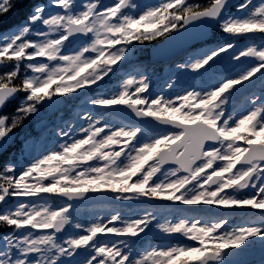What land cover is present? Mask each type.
<instances>
[{"label":"snow or ice","instance_id":"6c2138e0","mask_svg":"<svg viewBox=\"0 0 264 264\" xmlns=\"http://www.w3.org/2000/svg\"><path fill=\"white\" fill-rule=\"evenodd\" d=\"M12 15L0 153L41 110L52 120L0 168V264H254L256 241L264 264V0H0V24ZM160 40L190 49L178 70L199 82L182 94L173 78L154 93L147 66L130 65L133 42ZM96 198L144 207L76 213Z\"/></svg>","mask_w":264,"mask_h":264},{"label":"rangeland","instance_id":"374dc122","mask_svg":"<svg viewBox=\"0 0 264 264\" xmlns=\"http://www.w3.org/2000/svg\"><path fill=\"white\" fill-rule=\"evenodd\" d=\"M102 2L111 3L112 0H102ZM138 2L140 3L141 8H142L145 4L157 3L158 0H138ZM187 2L193 3V4L199 3L198 0H187ZM133 43L136 44V49H135L134 56L131 58L130 65L135 66L136 64H143V65L147 66L145 61L149 60V55L148 56L146 54L144 55V52L150 47L151 42H144L143 44H139L137 42H133ZM141 53H143V54H141ZM188 56L189 55H187L186 56L187 59H185L183 61L179 59L178 61L170 63L164 70H161V71L156 67L147 66V75L149 76V78L153 84V87L151 90L154 93H158L161 91H167L166 84L170 81V78L177 80V83L175 84L174 88L171 90L174 93H181L182 94V92L185 89H187L190 85H192L194 83H198L199 77H197L193 74V70H191V69L185 70L183 68H180L178 70V66L183 65L188 60ZM126 68H128V70H131V68L129 66H126ZM2 69L3 68H0V71H3ZM119 82H120V73L117 72V74L115 76H111V78L108 80V82L103 87H105L107 89L115 90V88ZM258 89H259V82L257 83L256 87L253 89H250V91H258ZM76 99H77L76 97L71 98L70 99L71 103H69L68 105H66V107L64 109H62L65 113V116L69 115L71 109L76 104ZM68 101H69V99H68ZM34 117H36V119H38V120L33 125V131L29 130V129L25 130L21 134V136L17 137V140H24V139H27L29 136L40 137L41 139H43V136L41 135L42 129L40 127V123H43L45 121H50V120H52V117H50V118L46 117V112L44 110L43 111L41 110V112L38 116H33L32 118H34ZM80 123L83 124V121H80ZM22 128H20L19 131H21ZM34 131H36V134H34ZM14 132H15V136H16V134L19 133L17 129H14ZM43 135H48V132H44ZM134 179H135V177L133 178V180ZM109 205H113V208H110V207L107 208L103 205H101V207L96 206V208H92V207L79 208V207H76V213L81 217L83 215L86 216L85 218L99 215L102 219H105V218L109 217L112 209H121L125 213H136L139 211V209L141 207H144V205H142L138 202H134V201L133 202H130V201H113V203H111ZM184 206H185V209H194L196 212H203V213L209 212V210L214 207V206L208 205V206H205L207 211H201V210L196 209V207H200L198 205H184ZM125 218H128V217L126 216ZM131 218L134 219L136 217L133 215ZM164 219L165 218H162L161 222H164ZM234 223H238V219L236 221H234ZM151 227H152V231L149 233L148 238L153 243L164 242V236L160 232V230L156 229L154 225ZM172 239H175V238H172ZM182 242H185V241H182ZM241 247H243V246H241ZM246 258L250 261H253V262H254V259L261 260L262 253H261V247H260L259 241H256V243L251 246L250 253Z\"/></svg>","mask_w":264,"mask_h":264},{"label":"water","instance_id":"95a60500","mask_svg":"<svg viewBox=\"0 0 264 264\" xmlns=\"http://www.w3.org/2000/svg\"><path fill=\"white\" fill-rule=\"evenodd\" d=\"M213 33H209L211 36ZM188 49V47L179 41H167V40H162L160 43L157 45H154L150 49L151 53V59L153 61H163V60H171L178 55L182 54ZM64 104V102H63ZM51 115L48 113V116ZM105 199L103 198H96L92 199L89 201H85L83 203H78V205H87L91 203H96V202H103Z\"/></svg>","mask_w":264,"mask_h":264},{"label":"trees","instance_id":"16d2710c","mask_svg":"<svg viewBox=\"0 0 264 264\" xmlns=\"http://www.w3.org/2000/svg\"><path fill=\"white\" fill-rule=\"evenodd\" d=\"M198 1H199V3H197V4H203L206 2V0H198ZM30 2L31 3L45 2L46 3L47 0H30ZM20 19H21V17L16 16V15H12L6 24H0V34H2L5 29H8L10 27V25L18 23ZM162 67H164V64L160 66V68H162ZM11 110H12L11 106H9L7 109H5V111H11ZM13 151H16V152L19 151L18 146L16 145V142L8 148L7 152L0 154V168H2L4 166V164L8 163L9 161L14 160V157L9 155ZM254 264H259V260L254 259Z\"/></svg>","mask_w":264,"mask_h":264},{"label":"flooded vegetation","instance_id":"af4514ba","mask_svg":"<svg viewBox=\"0 0 264 264\" xmlns=\"http://www.w3.org/2000/svg\"><path fill=\"white\" fill-rule=\"evenodd\" d=\"M103 206H105V207H107V208H109V207H110V208H113V205H109V204H105V205H103ZM100 207H101V206H100ZM92 208H96V206H95V207H92ZM85 217H86V216H84V215L82 216V218H85ZM2 231H6V229H4V230H2ZM2 231H1V232H2Z\"/></svg>","mask_w":264,"mask_h":264}]
</instances>
